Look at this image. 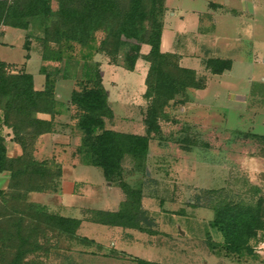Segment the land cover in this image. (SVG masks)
<instances>
[{
    "label": "rangeland",
    "instance_id": "374dc122",
    "mask_svg": "<svg viewBox=\"0 0 264 264\" xmlns=\"http://www.w3.org/2000/svg\"><path fill=\"white\" fill-rule=\"evenodd\" d=\"M211 1L213 4L207 8L206 0L170 2L183 12L200 11V18L187 12L184 22L166 17L162 34L165 50L177 56L181 68L193 70L195 78L204 81V89H186L162 108L156 130L147 134L148 149L142 159L124 156L120 173L105 180L100 169L89 165L84 135L76 128L80 112L70 105L64 114L65 122L70 124L54 123L63 135H54V127L53 135L34 145L33 159L62 168L63 191L73 190L69 208L62 209H58V201L50 193L34 195L38 200H33L50 212L76 218L79 208H83L86 219L93 222V213L98 212L95 210L115 205L121 199L120 206L125 202L122 185L141 192L140 210L149 229L154 227L160 236L157 245L162 246L152 249L137 242H117L118 251L132 259L155 264H264V225L248 240L249 249L245 247L239 253L221 249L223 241L210 227L215 210L228 204L253 212L264 224V0ZM51 7L56 10L54 1ZM42 25L35 20L27 30L0 28V61L8 65V71L30 74L35 90L43 88L48 78L55 100L65 104L73 91L91 87L92 84L84 85L85 78L89 70L97 69L113 114L112 119L104 121V128L144 136L148 105L144 79L148 65L138 59L132 70L126 68V44L130 42H124L114 64L104 53H96L84 62L80 58L82 50L76 46L62 62L42 61ZM102 37L98 32L96 42ZM49 48L45 55L52 58L56 48ZM144 51L140 47L141 55ZM208 59L228 60L232 68L220 76L211 75L203 64ZM1 132L6 154L19 156L21 150L10 140L11 131ZM52 143L58 147L51 149ZM8 182L9 174H0V190H6ZM106 228L91 226L87 234L95 237L99 232H110ZM57 241L40 243L51 246L49 259L40 257V262H52L65 243L72 242ZM85 250L97 256L86 258L81 254ZM69 252L56 258L60 264H135L121 253L98 250L96 246L73 244ZM113 252L118 260L110 258Z\"/></svg>",
    "mask_w": 264,
    "mask_h": 264
},
{
    "label": "trees",
    "instance_id": "16d2710c",
    "mask_svg": "<svg viewBox=\"0 0 264 264\" xmlns=\"http://www.w3.org/2000/svg\"><path fill=\"white\" fill-rule=\"evenodd\" d=\"M53 1L56 10L51 7ZM164 1L0 0V28L27 30L31 21L43 23L39 39L42 61L62 62L76 46L82 50L80 58L84 62L96 53H104L114 64L124 42H130L126 44V68L132 70L138 59L148 65L144 79V98L148 101L144 120L147 133L138 136L104 128V121L112 119L113 114L97 69L87 72L84 85L92 84L91 87L73 91L69 103L61 104L55 100L48 78L45 77L42 90H35L30 74L10 73L8 65L0 61V174H9L6 190H0V264H44L49 259L51 246L41 242L77 239L75 233L80 221L52 215L44 207L29 202L30 194H54L59 188L61 168L51 167L47 161L37 162L32 157L36 141L54 132V117L66 114L70 106L80 112L76 128L84 135L83 147L89 165L100 169L104 179L110 181L111 176L120 173L124 156L142 159L146 155L147 134L156 127L162 108L176 94L186 89H204V81L195 78L193 70L181 68L175 54L160 51ZM98 32L103 35L99 43L96 42ZM50 45L56 48L52 58L45 55L50 52ZM143 45L149 48L145 55L140 54ZM203 64L211 75L220 76L231 69L228 60L208 59ZM38 114L48 115L50 120L39 119ZM1 129L11 131L10 140L21 150L19 156L7 157ZM122 187L125 202L119 211L94 212L96 220L93 222L158 235L149 229L140 210L141 192L132 191L125 184ZM263 225L253 212L238 210L229 204L215 210L210 223L223 241L220 248L229 253L249 249L248 240L262 231ZM40 257L45 260L40 262ZM132 261L149 264L138 259Z\"/></svg>",
    "mask_w": 264,
    "mask_h": 264
},
{
    "label": "crops",
    "instance_id": "0c3cea01",
    "mask_svg": "<svg viewBox=\"0 0 264 264\" xmlns=\"http://www.w3.org/2000/svg\"><path fill=\"white\" fill-rule=\"evenodd\" d=\"M191 1L193 2L194 0H191ZM206 1H207L206 8H207V6L211 5L210 3L213 4V2L211 0L210 1L206 0ZM224 1H226V0H224ZM170 2H171V0H165L164 1V8H165L166 11H165L164 19H163V23H164L163 27L166 24V21H165L166 17L172 18L175 21L181 20L182 22H184L185 20H183V19L185 18L187 12H190L192 16L196 15V17H198L199 14H200L199 13L200 11H198V10H188V11L186 10L185 12H183L179 7H177L175 5H170ZM221 4L223 5V7L226 6L222 2L220 3V5ZM199 18H200V16H199ZM197 21H199V20L197 19ZM141 48L143 49V51L145 49V51L143 53L141 52L142 55H145V54L148 53L149 48L147 46L143 45V46H141ZM160 49H162V50H160L162 53H171L170 51L168 52V51L165 50L166 48L164 46L163 34L162 33H161V39H160ZM171 54H174V53H171ZM231 68H232V65H231ZM229 71H226V72H229ZM226 72H224V73H226ZM40 90H42V88H40ZM198 91H202V90H198ZM37 117L39 119H42V120H50V117L48 115H44V114H38ZM65 119H66L65 115L56 116V117H54V123H63V121H64V123L66 125L70 124L69 122H65ZM60 133L61 134H59V129H58V126L56 125L55 126L54 135H58V136L59 135H63L62 131ZM64 133H66V131ZM50 135H53V134H48V135L41 136L38 139L37 142L40 143L44 138H48ZM50 146H51L50 147L51 149L58 147L55 143L50 144ZM7 157H9V156L7 155ZM61 170H62V168H61ZM63 182H64V180H63V174H62V176H61V178L59 180V188H58L57 193H54V194L50 193V195H52L54 198L57 199L58 204H56V205H57L58 209L69 208V206L71 204V202L69 201V197L73 196V193H72L73 190L72 189H71V191L69 193H64V191H63L64 189L62 187L63 186ZM109 191H112V189L109 188ZM34 195H49V193L30 194L29 195V200L31 199L32 203L39 205V203L34 201V200H36V201L38 200L37 198H34ZM121 200H119V202L116 201L115 205L113 204L111 206H106V207L104 206L103 209L95 210V211L105 212V213H115V212L119 211L120 203H122ZM45 210L48 213H50L52 215H55V216H58V217L80 221V225H79V227H78V229H77V231L75 233L77 239L71 240L72 242H70L69 245L67 244L68 242L65 243L66 246H65L64 250H60L57 253V255L55 257V260L53 259L52 262H49L51 264H60L61 260H57L56 258L63 256L65 253L67 254L69 252V250H70V247H72L73 244L74 245H79V246L82 245L83 247H86V248H89V247H92V246H96V248L98 250L99 249L101 250L102 248L103 249L105 248L107 251H110V252L114 251L116 253H121V254L125 255V257H128L130 260H133L130 255H127V254H125L123 252H119L118 251L117 242L118 243H124V244H134V242H137V243H140V244H137L139 246H143V247H147L148 246V247H151L152 249H157V247L162 246V245H159V246L157 245V240L156 239L160 238L159 235L149 236L147 234L140 233L138 231L131 230V229H123V228H120V227L115 229V228H112V227H109V226L95 224L92 221L90 222V221H88L86 219L85 214H84L85 210L83 208H79V216L76 217V218H70V217H66V216L57 215V214H55L53 212H50L49 209H47V207L45 208ZM91 226H94V227L95 226L108 227V228H106V229H108L106 231H110V232H108V233L107 232H103V233L99 232L98 235H94L95 237H91L90 234H87V232L89 233V230H90ZM151 230L155 231L154 227H152ZM81 233H84V235L80 236ZM81 239H85L86 241L85 242H80ZM114 252H113V254H111L110 258L118 260V257H115V253ZM81 254L83 256H87L86 258H88V257L92 258V257L97 256L96 253L91 252V251H87V250H85ZM102 257L107 258L108 256L107 255H102ZM135 259H138V258H135ZM64 260H67V259H63L62 261H64ZM138 260H141V259H138ZM141 261L147 262L149 264H155V263H151V262H149L147 260H141ZM49 263H46V264H49ZM132 263H134V262L132 261Z\"/></svg>",
    "mask_w": 264,
    "mask_h": 264
}]
</instances>
